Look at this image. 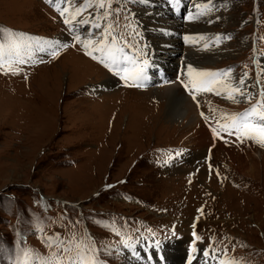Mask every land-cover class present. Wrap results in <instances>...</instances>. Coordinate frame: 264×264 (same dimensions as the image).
<instances>
[{
	"label": "rangeland",
	"instance_id": "rangeland-1",
	"mask_svg": "<svg viewBox=\"0 0 264 264\" xmlns=\"http://www.w3.org/2000/svg\"><path fill=\"white\" fill-rule=\"evenodd\" d=\"M104 2L61 3L68 19L89 21L75 31L80 41L100 34L106 46L114 31L172 71L179 56L185 79L189 65L227 67L216 86L224 95L192 90L195 111L177 85L188 115L172 119L163 87H118L44 0H0V264H54L65 247L66 257L95 264H264V146L225 128L264 100V69L258 90L251 64L255 48L264 55V0H191L195 15L182 25L156 12L160 0ZM218 36L211 46L220 52L210 51ZM171 39L176 59L152 52L151 41L171 51ZM241 78L246 98L229 92ZM197 115L200 138L190 128ZM154 238L178 242L126 251Z\"/></svg>",
	"mask_w": 264,
	"mask_h": 264
},
{
	"label": "snow or ice",
	"instance_id": "snow-or-ice-1",
	"mask_svg": "<svg viewBox=\"0 0 264 264\" xmlns=\"http://www.w3.org/2000/svg\"><path fill=\"white\" fill-rule=\"evenodd\" d=\"M49 2L51 3L52 0H49ZM209 3H211V0H209ZM98 6L101 9L105 8L106 5H105L104 0H100V3ZM66 11L67 9H62L60 10V14L63 16ZM77 15H79V12H77ZM74 20H76L75 15L72 16L71 19H65L64 22L66 24H71ZM79 22L84 23V24L89 23V21L84 20L82 17ZM95 27H99V25L97 24L95 25ZM109 35H110V32H109ZM185 39L189 40L190 42H193L191 41V38L186 37ZM76 40L82 43L83 47L86 50L89 48V45L91 43L90 40L80 41L79 36L76 37ZM106 50H107L106 46H101V47L96 48V51L100 53H104ZM87 54H91V53H87ZM53 55H55V53H53ZM93 59H96V57L93 56ZM126 59H127L126 57H121L120 61H118L115 54L109 51L108 59L105 60V58L102 56L100 58V62L104 64L106 68H109L110 71L112 70L111 66H115L118 72L122 71L124 73V75L122 76V79L128 80L129 78H131L133 81H138L142 79L143 71H144L143 68H136L134 66L133 70L130 72L127 67H123V68L120 67L121 63ZM230 71L231 69L227 70L224 73V75H227L228 72ZM187 72L190 76L189 84L193 85L197 91L210 92V91L216 90V86L219 83L215 79V77L218 75L217 73L197 70L196 68L190 65L187 66ZM244 82L245 81L243 78L239 79L238 81V83L241 85H243ZM185 87H188V85L186 84ZM235 91L243 95L240 89H236ZM217 94H219V92H217ZM261 95L264 96V93H262ZM228 98L234 99V97L231 94L228 95ZM193 99H195V95H193ZM261 107H264V100L250 107L244 113L235 114L231 116L230 117V122H231L230 128L228 126H225L226 130L229 131V134L237 135L238 139H241V140L251 139L261 144V146H264V111H258V109ZM233 129H234V132L232 131ZM213 131L215 132L216 130L213 129ZM193 250L195 251V249ZM70 251H71L70 248H67V247L61 248L60 252L57 254L59 258L54 262V264H95L94 260L91 262H83V261L73 258L72 256L66 257L65 255H63L64 253H67ZM204 255L208 256L209 254L205 252ZM221 264H236V262L232 260H227V261H222Z\"/></svg>",
	"mask_w": 264,
	"mask_h": 264
},
{
	"label": "bare ground",
	"instance_id": "bare-ground-1",
	"mask_svg": "<svg viewBox=\"0 0 264 264\" xmlns=\"http://www.w3.org/2000/svg\"><path fill=\"white\" fill-rule=\"evenodd\" d=\"M190 10H191V8H190ZM158 11V9L156 8V12ZM155 12V13H156ZM191 12L193 13V11L191 10ZM195 15V14H194ZM91 19V18H90ZM144 22V21H143ZM141 23L143 26H145V23ZM82 24H84V23H82ZM98 24H100L99 22H98ZM169 25H171V22H170V24H168V26ZM141 27V26H140ZM91 30V27L89 28V31ZM106 32V29H102L101 30V32ZM166 31L168 32V33H170L171 34V32H170V30L168 29V27H166ZM99 32V31H98ZM111 33V32H110ZM171 35H173V34H171ZM85 37L84 38H82L83 39V41H91V43H90V45H89V48L87 49V51L89 52V51H93V52H95V53H99V52H97L96 51V48L98 47L97 45V42L98 41H101L102 40V37H101V35L100 34H97V37L96 38H88V35H84ZM117 35L115 34V33H113L112 32V34H107V39L110 41V39L111 38H114V37H116ZM98 40V41H97ZM104 40V39H103ZM171 41L173 42V43H171ZM171 41H170V44H169V47H172L173 49L171 50V51H166V50H163V48H161L160 47V44L162 43H157V42H155V41H151V45L154 47V46H158V47H155L153 50H152V52L154 51L155 53H156V51L157 50H159V52H160V49H161V51H163V53H165L167 56H166V58H168L169 56L172 58V61L175 59V57L173 58L172 57V55H176L177 53V46L175 47L174 45H172V44H174V41H175V39H171ZM104 42V41H103ZM176 42V41H175ZM100 43V42H99ZM107 43V42H106ZM103 46V45H102ZM174 46V47H173ZM164 47H165V44H164ZM176 48V49H175ZM211 50L210 51H213V52H220V49L219 48H217V47H213V46H211V48H210ZM210 54V53H209ZM216 54V53H215ZM215 54H210L209 56H214L215 57ZM217 56V55H216ZM149 57V56H148ZM213 57V58H214ZM169 60H170V58H169ZM212 60V59H211ZM210 60V61H211ZM165 61V60H164ZM176 61V60H175ZM175 67H176V65H175ZM203 70V69H202ZM205 71V70H204ZM207 71V70H206ZM184 73V75H185V77L188 79V80H190V76H189V74H188V72H187V70L186 71H184L183 72ZM165 82H166V84H168L167 86H164L162 89H160V92H159V94H160V96L163 98H165L166 99V103H167V105L165 106V108H163L164 109V111H163V113L166 115V116H168V117H170V118H172V119H175V118H178V117H181L184 113L186 114L185 116H187L188 115V111L186 112V111H184V110H182V109H180L179 107H177L178 106V102L179 101H176L177 100V98H180L178 95H177V93H178V91H177V89H176V87H177V82L175 81V80H170V79H166V80H164ZM247 81V80H246ZM246 81L244 82V84L243 85H241V84H239L238 82H236V81H233L234 83V86H232V89H230V91L229 92H232L234 95H236V96H239V98H246L248 95H249V93H250V91H251V88H248V86L247 85H245V83H246ZM248 81H249V79H248ZM247 81V82H248ZM106 82V83H105ZM104 82V84L103 85H106V86H110V85H112V83H110L108 80L107 81H105ZM231 83V82H230ZM245 85V86H244ZM250 86V85H249ZM236 89H240L241 91H242V93H243V95H241L239 92H237V91H235ZM192 90H196V89H194L193 87H191V91ZM249 90V91H248ZM235 97V96H234ZM241 100V99H240ZM182 110V111H181ZM183 113V114H182ZM194 116V115H193ZM184 118V117H183ZM186 118V117H185ZM193 118V117H192ZM191 126H190V128H192V127H197L198 129H196V131H195V134H193V137L194 138H200V136H199V134H198V130H199V127L198 126H201V121H198V118H193L192 120H191ZM262 157V156H261ZM245 160H248V159H246L245 158ZM245 163H248V161H246ZM245 173H247V174H250V171H245ZM218 259V261H223L222 259H220V258H217Z\"/></svg>",
	"mask_w": 264,
	"mask_h": 264
}]
</instances>
